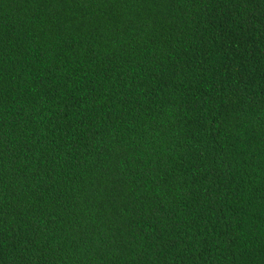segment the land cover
<instances>
[{
  "label": "trees",
  "instance_id": "16d2710c",
  "mask_svg": "<svg viewBox=\"0 0 264 264\" xmlns=\"http://www.w3.org/2000/svg\"><path fill=\"white\" fill-rule=\"evenodd\" d=\"M0 264H264V0H0Z\"/></svg>",
  "mask_w": 264,
  "mask_h": 264
}]
</instances>
